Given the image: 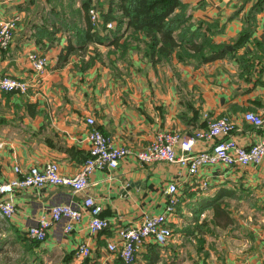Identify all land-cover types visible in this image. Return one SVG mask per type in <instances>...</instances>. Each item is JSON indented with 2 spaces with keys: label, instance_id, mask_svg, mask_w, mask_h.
<instances>
[{
  "label": "crops",
  "instance_id": "1",
  "mask_svg": "<svg viewBox=\"0 0 264 264\" xmlns=\"http://www.w3.org/2000/svg\"><path fill=\"white\" fill-rule=\"evenodd\" d=\"M51 1L39 0L36 10L31 0H0V21L18 18L10 45L0 49V75L30 81L26 55L32 50L47 61L40 82L30 83L26 93L0 92V180L13 177V165L25 171L48 161L62 174H74L86 156L90 128L131 151L159 132L188 136L221 116L232 122L231 138L239 145L264 136V0H181L190 29L207 37L209 53L218 55L201 62L207 50L186 57L173 52L154 63L141 43L125 35L96 43L58 30L45 17ZM79 3L72 8L79 11ZM45 29L55 31L51 38ZM67 44L72 50L65 54ZM245 112L259 115L261 126L246 121ZM87 116L92 125L84 122ZM211 142L195 141L193 151ZM169 183L176 186L166 219L172 237L165 245L145 239L132 264H264V159L216 164L190 176L178 164H142L126 155L113 169L94 170L83 191L50 185L13 191V213L0 219V227L25 236L52 204L80 205L89 194L108 226L90 233L89 215L82 211L69 232L63 231L65 219L51 225L38 248L57 264H124L106 244L116 242L118 229L160 213ZM79 243L88 246L87 256L76 255Z\"/></svg>",
  "mask_w": 264,
  "mask_h": 264
},
{
  "label": "built area",
  "instance_id": "2",
  "mask_svg": "<svg viewBox=\"0 0 264 264\" xmlns=\"http://www.w3.org/2000/svg\"><path fill=\"white\" fill-rule=\"evenodd\" d=\"M35 1V0H31ZM92 25L100 22L98 13L90 7L87 11ZM18 18L0 21V49L5 50L13 39V33ZM106 28H113L114 23H105ZM26 59L31 71V80H22L7 74L0 75V92H16L24 94L30 83L40 82L41 75L46 66V57L37 52L29 51ZM243 118L254 126H261L262 119L252 112H245ZM87 125L93 124V118L87 116L84 119ZM233 124L226 117L221 116L207 122L203 130H195L188 136H181L176 131H163L157 133L153 139L143 148L131 151L124 146H114L110 138L90 128L86 134L88 149L86 156L80 163L77 171L72 175L60 173L56 162L48 161L41 166H29L22 171L17 165H13V177L8 180H0V219L9 218L13 213L11 194L17 189L28 187L40 188L45 185L65 186L72 191H83L88 186V176L94 170H110L116 167L119 160L132 155L142 164L155 161L167 162L181 165L185 168L187 175H196L201 168L216 164L225 166L248 164H259L264 159V136L259 137L248 146H242L231 138ZM195 141L211 142L202 150L193 151ZM202 188L208 186L206 179L199 182ZM165 192L167 194L163 210L157 214H145L141 223L137 226H128L116 231V242L106 244L108 251L116 252L124 264H132L135 253L141 243L149 238L157 245H165L172 237V232L167 224V216L173 211L176 202V186L169 183ZM82 211L88 213L87 229L90 233H96L105 229L108 222L100 216L101 206L95 202L89 194L85 195L80 205L66 203L52 204L46 215H41L34 224L25 230V236L36 242H42L47 230L54 223L65 219L64 232H69L74 223L80 220ZM78 256L85 257L89 253L85 243H79L75 248Z\"/></svg>",
  "mask_w": 264,
  "mask_h": 264
},
{
  "label": "trees",
  "instance_id": "3",
  "mask_svg": "<svg viewBox=\"0 0 264 264\" xmlns=\"http://www.w3.org/2000/svg\"><path fill=\"white\" fill-rule=\"evenodd\" d=\"M91 0H80L79 15L76 22L69 24L60 14L51 13V23L57 22L58 30L67 32L81 41L102 43L116 42L125 35V39L141 43L149 60L161 61L171 53L177 56H195L204 50L211 51L210 41L197 29L191 30V21L186 11L187 5L181 0H105L106 8L98 12L100 22L94 27L88 16ZM112 21L114 27L106 28L105 23ZM104 31V33H102ZM55 31L45 29V36L51 38ZM74 33V34H73ZM72 50L67 44L65 54ZM190 51V52H188ZM202 56L201 62L217 57V53ZM0 238V246L8 242L10 245H19L22 257L28 260L37 258L38 243L17 232L6 233ZM32 258V259H30Z\"/></svg>",
  "mask_w": 264,
  "mask_h": 264
},
{
  "label": "rangeland",
  "instance_id": "4",
  "mask_svg": "<svg viewBox=\"0 0 264 264\" xmlns=\"http://www.w3.org/2000/svg\"><path fill=\"white\" fill-rule=\"evenodd\" d=\"M76 1L79 3L80 0H52L47 4L48 12L45 15L47 21L49 19H53L54 16H51V13L60 14L62 19L69 24H73L76 22V19L79 15V11L77 8H72L76 4ZM51 3V4H50ZM36 10L40 7L39 0H35L30 3ZM105 0H91L90 7H92L97 13L104 8ZM51 9H54L53 12ZM45 18V19H46ZM96 27V25H93ZM4 228V229H3ZM8 227L3 226L0 227V238L6 236V231ZM21 246L10 245L8 242L0 246V264H57V260L55 258L49 259L46 255L38 252L37 258L28 260L26 255L22 257Z\"/></svg>",
  "mask_w": 264,
  "mask_h": 264
}]
</instances>
